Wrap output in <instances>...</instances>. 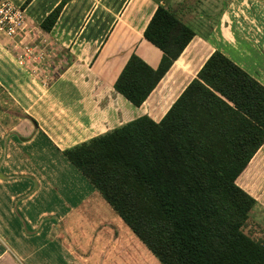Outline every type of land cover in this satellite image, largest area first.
Masks as SVG:
<instances>
[{
    "label": "crops",
    "instance_id": "1",
    "mask_svg": "<svg viewBox=\"0 0 264 264\" xmlns=\"http://www.w3.org/2000/svg\"><path fill=\"white\" fill-rule=\"evenodd\" d=\"M11 1L26 3L45 71L21 81L11 56V76H2L24 113L0 112V264H163L63 151L141 115L159 121L217 49L264 84V0H221L203 28L191 0ZM160 4L195 36L136 106L114 84L132 53L159 67L164 52L144 31ZM237 183L263 212L264 143Z\"/></svg>",
    "mask_w": 264,
    "mask_h": 264
},
{
    "label": "trees",
    "instance_id": "2",
    "mask_svg": "<svg viewBox=\"0 0 264 264\" xmlns=\"http://www.w3.org/2000/svg\"><path fill=\"white\" fill-rule=\"evenodd\" d=\"M144 35L159 67L132 53L114 84L136 106L195 32L160 4ZM263 143L264 84L217 49L159 121L141 115L63 152L163 264H264V239L243 231L256 199L237 183Z\"/></svg>",
    "mask_w": 264,
    "mask_h": 264
},
{
    "label": "rangeland",
    "instance_id": "3",
    "mask_svg": "<svg viewBox=\"0 0 264 264\" xmlns=\"http://www.w3.org/2000/svg\"><path fill=\"white\" fill-rule=\"evenodd\" d=\"M191 1L193 5H190L192 6L190 9H192V11L197 14V16H200L202 14L201 16L204 17V20L200 23L203 24L201 28H203L204 25L207 27L209 25L207 24L208 19H210L212 15H214V13H217V9L221 0ZM14 4L18 7H21L23 10L25 9L26 3L18 5L14 2ZM200 24H197L195 26H198ZM36 31L37 30H34V27L29 24L28 30L26 28L25 31H20L13 36L0 35V112L4 116L6 113L5 111H12V109L16 108L19 109L21 115H23L24 113L22 111L24 109L20 105L17 107L15 106L14 101L11 99L13 88L7 85L6 81L4 82L2 77L5 76L6 78H8L9 76H11L12 72L9 68V65L11 63L13 64L15 63V61H18L20 65L24 67H21L20 71L18 70V76L21 81L28 79L29 77H31V75H33V77H35L37 80L38 78H44L43 74L45 70L43 69L45 67L41 64V62L44 60V45L43 43H35L34 37H36V42H38L39 38V35H37ZM13 52H15V54H13ZM32 53L36 54V60L32 59L34 58V55H32ZM11 56L15 57V61L10 58ZM31 59V62L33 63L30 62ZM13 74L17 75V72L14 71ZM19 89L21 94H24L26 97V94L22 92L21 88ZM36 89L39 91L42 88L36 86ZM38 91L34 93L37 94ZM24 104L27 106V102H24ZM107 205L109 206V204ZM256 206L257 205L255 204L250 210L249 218L243 227V231L246 234L251 235L254 239L262 240L264 239V211L262 212L259 208H256ZM125 225L129 228L127 224Z\"/></svg>",
    "mask_w": 264,
    "mask_h": 264
},
{
    "label": "built area",
    "instance_id": "4",
    "mask_svg": "<svg viewBox=\"0 0 264 264\" xmlns=\"http://www.w3.org/2000/svg\"><path fill=\"white\" fill-rule=\"evenodd\" d=\"M29 24L25 11L11 0H0V33L15 35L28 30Z\"/></svg>",
    "mask_w": 264,
    "mask_h": 264
}]
</instances>
